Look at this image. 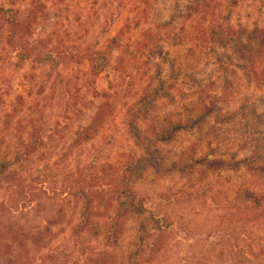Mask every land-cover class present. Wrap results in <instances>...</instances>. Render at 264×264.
I'll list each match as a JSON object with an SVG mask.
<instances>
[{
	"label": "rangeland",
	"instance_id": "rangeland-1",
	"mask_svg": "<svg viewBox=\"0 0 264 264\" xmlns=\"http://www.w3.org/2000/svg\"><path fill=\"white\" fill-rule=\"evenodd\" d=\"M147 1L149 20L171 23L162 34L178 33L188 0ZM132 2L0 0L21 22L35 20L17 40L30 53L21 59L0 18V264H264V219L241 213L245 203L264 202V135L242 130L252 119L240 115L246 105L264 120V79L256 84L237 71L222 114L194 116L187 110L220 94L226 67L217 62L226 60L190 55L188 42L173 45L174 35L160 44L159 60L124 62L131 79L119 76L115 61L129 55L118 45L90 75L79 56L104 48L134 14ZM229 19L264 28V0H241ZM174 82L168 95L157 93ZM188 115L203 122L183 125ZM165 118L181 126L151 146L143 138ZM121 168L131 169V194L107 189ZM132 194L149 199L143 209L129 206Z\"/></svg>",
	"mask_w": 264,
	"mask_h": 264
},
{
	"label": "trees",
	"instance_id": "trees-1",
	"mask_svg": "<svg viewBox=\"0 0 264 264\" xmlns=\"http://www.w3.org/2000/svg\"><path fill=\"white\" fill-rule=\"evenodd\" d=\"M134 1L136 2H132L134 14L125 19L124 23L116 31L113 37L106 42L104 48L95 49L79 56L82 61H86L85 63L88 65V73L90 75L96 77L108 66L110 56L106 54V51H115V46L118 45V47L122 48L124 53L129 55L128 59L119 57L115 61L118 66L119 76L123 79H131L132 76L130 74L124 73V62H133L137 65L138 62L148 63L150 61L153 62L159 60L162 55V47L160 44L169 40V37L174 35L175 43L173 45H182L185 42H188L191 46V50L195 51V54L192 52L190 55H217L218 52L219 61H221V57L223 60H226L225 63L217 62L221 67H226L225 76L222 78L223 86L220 87V94L215 92L213 87L215 85L214 82L212 86H210L211 90H214V92L209 95L208 105L202 101L199 105L196 103V106L192 107L189 111L187 110V112L195 113L194 116H198L200 111L206 117L210 115L217 117L222 114V107L224 108L228 101H233L235 97L234 89L240 79L237 71L243 73L248 81L256 84H259V81L262 78L264 79V28H240L231 23L229 19L231 12L241 0H188L183 12L178 16L181 20L178 33L172 35L162 34V31L167 30L171 23L161 24L149 20V14L146 12V4L148 5L149 3L147 0ZM224 12L229 13L227 18ZM0 18L5 21L8 29L5 34L7 45L13 49L17 58L29 59L30 53L26 49L24 50L17 40L20 37H27L31 34L30 22H34L35 20H25L21 22L18 13L10 7H0ZM186 20L189 21V27H187V30L184 27V21ZM110 47L113 48L110 49ZM43 57L46 59H52L49 53L43 54ZM231 60L234 62H231ZM227 67L231 68L227 70ZM190 79L192 80V78ZM159 87L162 90H158L157 93L163 91L164 95H168L169 91L175 90L178 86L176 85V82H174L170 85L162 83ZM146 93L147 88L143 90V95L140 96L139 100L141 102H146L148 100V97L145 99L141 98L144 97ZM156 95L157 94H155L154 97ZM167 98L174 101L173 94H170ZM151 100L155 102L154 98ZM250 108L246 105H241L240 115L245 117L250 111V119L252 120H248L246 126H244L242 130L251 132L254 139L255 135H264V120L262 121L258 115L255 116L253 113L254 110H251L252 108ZM197 110L200 111L198 113L194 112ZM136 113L139 114V110H137ZM141 113L143 114L142 111ZM165 120L166 123H163L165 122L164 120L163 122H157L156 126L152 128L151 137L143 138L145 142H149L151 146H154V144L157 145V143H160L161 141L166 142L167 138H164L166 137V134L168 135L170 131H173V127L181 126L180 121L174 124L166 118ZM193 120V116L188 115L186 120L182 123L183 125L193 124L199 126L203 122V119H200L195 123ZM221 121L224 120L222 119ZM131 122L137 126V117H133ZM170 124H173V126L171 127ZM211 128H213V126ZM219 128H221L220 124ZM131 137L136 142H139V140L141 141L142 139L140 135ZM164 139H166V141ZM136 145L138 146V143ZM149 151V149L145 150L146 157L144 156V159H142L143 162H146V160L152 155V152ZM216 163L217 164L211 166V169L215 170L218 169V167H221V164L219 165L218 162ZM131 164H137V159H130L128 165ZM177 168H179V166H177ZM130 171L121 168L113 172L111 175L113 181H111V184L107 189L114 190L116 194H128L130 192V187L128 186L129 180L127 181L126 177L130 174ZM42 178L44 181H41V183L46 182L51 184L54 182L53 178L43 176ZM145 200L148 201L149 199H136L132 194L129 206L143 209L145 206ZM255 200L256 202H252L251 204L245 203L244 206L241 207V213L242 215L248 214L256 216L254 220H259V217L264 219V202H262V200ZM262 203L263 207L261 206ZM261 207L262 211L258 212ZM154 212L155 210L152 209V215L157 216V213L155 212V214Z\"/></svg>",
	"mask_w": 264,
	"mask_h": 264
}]
</instances>
